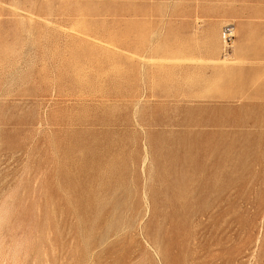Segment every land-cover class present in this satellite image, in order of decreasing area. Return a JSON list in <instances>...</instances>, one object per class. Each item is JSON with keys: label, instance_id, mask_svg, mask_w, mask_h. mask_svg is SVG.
Returning <instances> with one entry per match:
<instances>
[{"label": "rangeland", "instance_id": "374dc122", "mask_svg": "<svg viewBox=\"0 0 264 264\" xmlns=\"http://www.w3.org/2000/svg\"><path fill=\"white\" fill-rule=\"evenodd\" d=\"M241 41L264 0H0V264H264Z\"/></svg>", "mask_w": 264, "mask_h": 264}, {"label": "crops", "instance_id": "0c3cea01", "mask_svg": "<svg viewBox=\"0 0 264 264\" xmlns=\"http://www.w3.org/2000/svg\"><path fill=\"white\" fill-rule=\"evenodd\" d=\"M243 24L240 23V33L243 34L242 31ZM243 41L240 42V59L244 62V64H241L237 68L238 73H244L246 76L249 74L252 76V79L248 81L245 85L251 86L254 84V88L261 91V93H264V82L263 80L260 81V76L262 72L264 71V58L259 52V50L255 49L254 55L251 56L250 60L248 58L247 52L243 49L242 45ZM220 59V55L218 56ZM210 59H213L212 62H217L216 58H207V74H208V80L211 78H218V79H224L228 76V66H223L221 64L211 65L212 63ZM249 59V60H248ZM228 88V87H227ZM227 92V91H226Z\"/></svg>", "mask_w": 264, "mask_h": 264}]
</instances>
